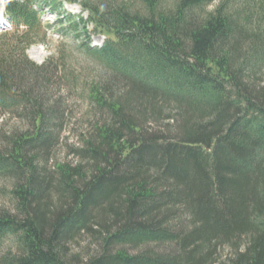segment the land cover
Masks as SVG:
<instances>
[{
    "label": "trees",
    "instance_id": "trees-1",
    "mask_svg": "<svg viewBox=\"0 0 264 264\" xmlns=\"http://www.w3.org/2000/svg\"><path fill=\"white\" fill-rule=\"evenodd\" d=\"M33 1L4 0L14 28L39 25ZM110 1L105 14L86 7L85 24L67 20L70 32L89 23L103 33L101 47L83 51L121 84L91 92L106 116L89 125L74 159L46 169L56 140L48 115L0 66V109L22 100L36 108L31 131L0 149L14 200V213L0 210V250L9 237L16 247L0 264H264V85L251 83L264 41L245 45L264 0H241L239 13L231 0L210 11L216 0ZM31 42L16 56L26 61ZM81 236L95 249L85 259L68 249ZM160 244L176 250L150 248Z\"/></svg>",
    "mask_w": 264,
    "mask_h": 264
},
{
    "label": "rangeland",
    "instance_id": "rangeland-1",
    "mask_svg": "<svg viewBox=\"0 0 264 264\" xmlns=\"http://www.w3.org/2000/svg\"><path fill=\"white\" fill-rule=\"evenodd\" d=\"M52 1L34 0L32 2V7L39 13V25L34 26L35 29L30 33L25 26L20 25L14 28L9 22L7 24L10 26L0 28V66L10 72L7 75L8 84L12 90L25 91L28 101L40 104L41 110L48 115V132L56 139L49 153V161L46 165L44 164L47 170H51L56 162L74 159L76 149L79 144L81 145L80 139L87 132L89 125L98 118L106 116V111L100 114L99 109L90 100L93 89L103 96L121 87L106 67L83 51L87 46L89 48L100 46L103 33L91 28L89 23L85 25L84 30L79 25L76 32H70L67 24L70 18L78 23L76 19L78 15L82 17L85 24L88 18L86 7L94 6L105 14L104 10L114 3L110 0H57L54 11L49 6ZM123 1L130 0H117V3L122 4ZM174 1L163 0L166 6H171ZM217 2L218 0L206 7V11L212 10ZM240 3L241 0H231L235 13L240 12ZM130 5L129 2L127 6ZM3 12L4 0H0V17ZM67 14L70 17L66 18ZM102 17L104 15L100 18ZM252 22L254 35L255 30L258 33L256 37L250 33L245 35L247 39H251L248 40L249 42L246 41L245 45L261 37L264 41V20L258 21V18L252 17ZM26 38L32 42L24 50L26 57L24 61L23 57L20 58L16 54L21 52L22 41ZM240 56H243V53ZM253 79L256 80L251 83L264 85V65L261 72L256 73ZM22 101L15 102L17 107L0 109V149L6 147L7 139L12 134L30 132L32 129L31 117L36 108L31 107L30 103L25 107ZM41 155L39 153V156ZM40 162L42 163L41 160ZM12 183L13 179L10 175H0V210L13 212L14 200L9 193ZM50 199L53 200L52 195ZM173 245H152L150 248L166 253L176 250ZM143 248L145 246L138 250ZM68 249L69 254L79 255L82 259L95 253L92 242L83 236L79 237L75 243L68 245ZM9 251H16L11 237L4 241L0 250L2 253ZM218 251L220 252L215 256V262L222 260L228 249L223 247Z\"/></svg>",
    "mask_w": 264,
    "mask_h": 264
}]
</instances>
